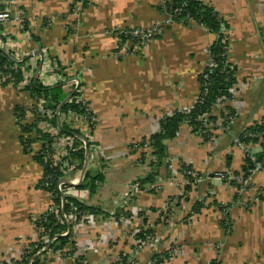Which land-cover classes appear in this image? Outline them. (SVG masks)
I'll return each mask as SVG.
<instances>
[{
	"label": "crops",
	"instance_id": "obj_1",
	"mask_svg": "<svg viewBox=\"0 0 264 264\" xmlns=\"http://www.w3.org/2000/svg\"><path fill=\"white\" fill-rule=\"evenodd\" d=\"M202 1L229 25L226 59L237 83L245 86L226 103L237 118L228 131L218 128L208 140L182 123L175 137L164 141L165 156L158 163L153 149L138 144L159 132L162 118L192 106L215 35L191 21L165 28L142 46L120 43L116 31L165 18L163 0H89L78 21L69 13L71 0H0V12L10 15L0 32V52L25 70L18 83L0 84V264H19L26 238L36 234V219L51 204L50 192L40 186L45 174L36 156L42 154L45 136L51 140L50 132L57 128L75 146L69 152L73 167L64 178L72 184L64 194L96 211H86L91 221L77 217L67 222L69 243L33 258L36 264L113 261L131 228L118 220L128 215L140 216L141 228L145 221L154 223L157 232L186 244L184 257L166 264H264V170L255 175L261 194L251 206L236 199L234 186L216 175L243 171L247 154L233 146L234 138L264 117V5L259 9L256 0ZM52 74L60 76L57 83L65 98L74 93L69 80L78 82L79 94L96 118L87 136L80 131V114L61 112L62 103L55 109L56 122L36 126L35 98L42 95L29 84H43ZM62 123L79 135L61 132ZM23 126L32 131L22 132ZM257 146L256 155L262 150ZM81 148L79 167L73 153ZM86 172L101 176L94 180L93 192L80 187ZM233 200L226 211L217 207ZM112 212L115 220H110Z\"/></svg>",
	"mask_w": 264,
	"mask_h": 264
},
{
	"label": "trees",
	"instance_id": "obj_2",
	"mask_svg": "<svg viewBox=\"0 0 264 264\" xmlns=\"http://www.w3.org/2000/svg\"><path fill=\"white\" fill-rule=\"evenodd\" d=\"M89 4V0H84V6ZM161 9L165 14H171L172 19L176 23H182L184 25H190V21H195L198 24L202 25L207 31L211 32L215 35V40L211 44L209 51L210 55L214 58L218 67L209 74L206 78L204 74H200L198 76L199 84L201 85V97H199L201 102L196 103L188 112H174L173 114L162 118L159 122V132L152 134L149 138V142L151 143V147L154 151V154L157 157L158 163L162 162L165 156V146L164 141L172 139L175 137L176 132L179 129V126L182 123L187 124L191 131L194 133L201 134L205 140H208L213 131L217 129L216 120L217 118L214 115H208L206 121L203 122L202 115L205 113H211L213 110V105L218 96H225L227 94V89L231 87V85L236 81L235 80V69L234 67L227 62L226 59V50L227 43L223 42V29L229 28L227 21L219 15L216 9L208 4L203 2L202 0H163ZM3 30V26L0 24V32ZM120 43H124L129 37L124 36L123 34L119 35ZM16 64L15 60L9 54H5L2 51L0 52V71L11 74L13 76V83L16 84L20 80H22V75L20 70L14 72L11 69ZM59 65V64H58ZM60 66V65H59ZM62 71L64 68L59 67ZM207 73V72H204ZM31 91L37 95H42L47 101H49V107L52 110H55L64 100L66 94L62 91V83H57L52 86H46L41 84L38 80L30 82ZM204 88L207 92L204 93ZM79 95V91L75 90L71 99L66 101L62 108L61 112L67 113L68 111H75L78 114L83 112V107L81 102L75 100L76 96ZM227 109L233 113L232 107L227 105ZM50 120L56 122V116L54 115ZM49 120V121H50ZM207 124L208 126H206ZM225 124V122L223 123ZM210 125V126H209ZM263 126L261 124H253L246 128L238 137L243 143H258L261 146L262 151L257 153L256 158L258 161H262L264 165V144L262 141H258L256 138H250L244 136V132L247 133H257L263 130ZM32 128L30 126H23L22 132H31ZM61 132L64 134L74 136L75 134L78 136L77 129L71 128L69 125L62 123L61 124ZM75 135V136H76ZM76 138V144H79V139ZM26 142H30L28 139H24ZM46 142L43 145L50 144V138L45 136ZM145 140V139H144ZM25 142V143H26ZM73 156L76 161L79 162V167H82L84 161V150L78 149L73 153ZM41 164H43L44 174L45 176L50 175L51 185L49 190L51 191L52 202L59 209V215L61 219V211L64 213H68L69 211H78V212H95L96 210L90 206H87L80 201L66 196L61 191L57 189V183L63 179V176L49 168L48 163H44L43 155L38 154L36 156ZM244 166V175H247L248 168L251 167L249 158L245 159ZM188 168V167H186ZM101 180V176L94 173L86 172L84 177V183L80 185V187H87L90 192L94 191V180ZM151 180V177L147 178ZM67 184H63V189L67 188ZM35 226H41L44 228L47 235L52 238L57 235L55 242L51 245L52 249H62L67 243H69L70 239V230L71 223H67L64 220L62 222L57 220L56 215L53 213L46 214L45 217H42L40 220L35 221ZM63 231H67L66 235H61ZM46 245V244H45ZM30 246H34V243L30 244ZM42 245L38 244L37 248L29 252L24 256L25 263L27 260L33 258L37 252L41 249ZM160 261V260H159ZM37 259H33L32 264H36ZM115 264H127V258H122L119 262ZM130 264V263H128Z\"/></svg>",
	"mask_w": 264,
	"mask_h": 264
},
{
	"label": "built area",
	"instance_id": "obj_3",
	"mask_svg": "<svg viewBox=\"0 0 264 264\" xmlns=\"http://www.w3.org/2000/svg\"><path fill=\"white\" fill-rule=\"evenodd\" d=\"M264 5V4H262ZM220 15V13H219ZM221 16V15H220ZM9 13L7 12H0V23L4 24L9 22ZM172 15L169 14H165V18L163 20V22L161 24H156L155 22H153L150 26H146L145 28L142 29H137V28H133V29H127V28H123L120 29L118 31H116L115 35L118 37L119 35L123 34L124 36L129 37L126 41H132L134 44H137V46H142L143 44L151 41L152 39L156 38L157 36L161 35L162 29L164 27V25H169L172 22L174 23L173 19H172ZM189 22H191L189 20ZM172 23V24H173ZM165 26V27H166ZM229 28L227 29H223V42L227 43V37H228V33H229ZM208 61L206 62L205 68L202 71V74H204V77L206 78L209 74H211L215 68L218 67L217 63L215 62L214 58L210 55V51L208 50ZM11 69H13L14 72H17L18 70H20V72L25 73V70L23 67H20L19 65H14ZM207 72V73H204ZM22 73V74H23ZM25 74H23L24 76ZM235 76V74H234ZM57 77L60 78V76H58L57 74H52V77L49 80H45L42 83L46 86H51V85H55L57 83ZM236 77V76H235ZM29 81V78H28ZM72 83V86L75 90L80 89V87L78 86V82L76 81V79L71 78L69 80ZM6 82H13V76L11 74H6L2 71H0V84H4ZM201 85L199 84V91L198 94L196 95L192 106H190L188 109L184 110L183 112H188L196 103L201 102L199 97H201V90H200ZM245 86H243V84L237 83V80L231 85V87H229L227 89V94L225 96H218L216 98V101L213 105V110L211 113H205L202 115L201 118H203V122L206 121V118L208 117V115H214L217 120H216V125H221L222 123V130L227 131L229 129V122L235 117L237 116L236 111L231 113L228 109H227V105L226 103L229 101H233L237 98V92L242 90ZM207 92L206 89L204 88V93ZM77 101L81 102L82 107H83V112L80 114V119L78 120L79 122H81V133L84 134L85 136L88 135L87 130L92 128L95 124L96 118L94 117V115L90 112L88 106L86 105V103L83 101L81 94H79L78 96L75 97ZM49 101H47L43 96L41 97H37L35 98V105H34V112L36 113V118L38 119L36 126L38 127H43L45 125H47L48 121L56 114V110H52L49 107ZM74 122V119L72 120ZM225 122V124H223ZM206 126H208L207 124H205ZM262 125V124H261ZM264 125V124H263ZM262 125V126H263ZM210 126V125H209ZM57 128V127H56ZM264 128V126H263ZM50 130V129H49ZM57 130H59L57 128ZM57 130H53L52 132H50V137H51V141L50 144H46L44 146V149H42V155L43 158L45 160L46 163H48L49 168H52L53 170L59 172L62 176L63 179L67 178V174L68 172L72 169L73 167V163H69V150L73 151L75 148H72L73 145V141L69 136H65L63 134H60ZM210 131L212 132V130L210 129ZM244 136L246 137H250V138H256L258 140V137L261 136V134H264V129L257 132V133H247L244 132L243 133ZM234 143L241 148H246V144L247 143H243L240 140V137H235L234 138ZM137 147V146H135ZM139 149L142 150H150L151 148V143L149 142L148 139L142 140L139 144L138 147ZM247 149V148H246ZM262 151V150H261ZM251 167L248 168L247 171V175H242V179L244 181L247 182V180H251V177L253 175V173L257 172V171H262L264 170V165L262 161H258L256 158V154H251L248 149L247 151L245 150ZM67 159V160H66ZM264 161V160H263ZM190 174L192 176H195V172H193L192 170L190 171ZM218 177H222V174L217 173L216 174ZM62 179V180H63ZM199 179V178H198ZM62 180H60L57 183V189L59 191H61L63 194L65 193L66 189H63V183ZM51 179H50V175H46L44 176V178L42 179L41 182V187L46 189L48 192H50V197L52 199L51 196V191L49 190V187L51 185ZM221 207V206H220ZM49 213H53L54 215H56L57 220L62 222L63 220L65 222H69V221H73L75 220V218H79V219H90V217L88 216V214H86V212H78V211H69L68 213H64V212H60L61 213V219H60V215H59V209L56 208V206L53 204L52 200H51V204L48 206L47 210L39 217L37 218L38 220H40L42 217H45L46 214ZM36 219V220H37ZM124 220L125 223L127 224V220L125 218H123V216L120 218V221ZM35 233H36V238L34 239L35 242H31V243H35L37 244L36 246H38V244H41L42 247L40 250L43 249V246L46 244H48L49 242H53V240H55V236L52 237L51 239H49V236L47 235V233L45 232L44 228L41 226H35ZM65 234V233H62ZM39 250V251H40ZM132 263V261H130ZM130 263V264H131ZM27 264H31V260H27ZM134 264V263H132Z\"/></svg>",
	"mask_w": 264,
	"mask_h": 264
},
{
	"label": "rangeland",
	"instance_id": "obj_4",
	"mask_svg": "<svg viewBox=\"0 0 264 264\" xmlns=\"http://www.w3.org/2000/svg\"><path fill=\"white\" fill-rule=\"evenodd\" d=\"M256 2L255 3L259 7V9H261L262 4H264V0H256ZM88 5L89 4L84 6V0H71V8L69 10V13L71 16H74L73 18H75L76 21L81 20L84 14V9L88 7ZM163 20L164 18L160 21L153 20L146 26H150L153 22H155L156 24L157 23L161 24ZM7 23L1 24V25L4 26ZM172 23L167 26L164 25L162 32L165 30V28L172 26L176 22H174L173 24ZM146 26H136L133 28L142 29V28H145ZM133 28H129V29H133ZM228 36H229V33H228ZM227 47H228V37H227ZM235 80H236V77H235ZM236 118L237 116H235L229 122L230 126L235 123ZM254 124L263 125L264 117L257 120ZM221 126H222V123L219 126L217 125V127L222 130ZM218 128L213 130L212 133L215 134ZM258 141H262V143L264 144V134H261V136L258 137ZM257 145L258 143L256 144L247 143L246 148L251 154H256L257 152L256 147H258ZM233 146L235 148L242 149L243 151L245 150L247 151L246 148L238 147L235 143ZM73 147L75 146L72 145V148ZM69 152H72V151L69 150ZM259 172H261V170L253 173L251 180L249 179L247 180V182L242 179L243 171H240L237 176L233 172H230V171H225L224 173L220 172V174H222L221 178L225 179L227 183L233 185L234 188L236 189V199H240L241 203L244 202L247 205L251 206L254 203H257L259 201L258 196H260L261 194V190L260 189L258 190L255 187L256 185L255 175ZM197 181L198 179L195 177L193 184L197 183ZM210 192H211L210 194L211 195L213 194V197H214L213 191L210 190ZM210 199L211 198L209 199L207 198V200H210ZM228 204L234 205L235 202L234 200L230 203L219 202V205L217 207L219 208V206H221L222 208H224L223 210L226 211L229 207ZM110 217H111L110 220L111 219L115 220L114 217L116 216L114 212L110 213ZM138 217L140 218V216ZM138 217L137 216L130 217V215H128L127 217H124V218H128L126 227H129L131 225V228L128 229L127 234L125 233V235L123 236L124 243L123 245L121 244L120 249L117 252V254L116 255L114 254V256H112L115 259L113 258L114 260L112 261V258H111L110 261L106 262L107 264H115L116 262H119L123 257L127 258V264L131 263L130 261H132V263L134 264H159L160 262H161L160 264H166V263L174 262L177 259H182L184 257V253H185L184 250H185L186 244L181 243V241L178 242L177 239L169 238V236L165 237L160 232H157L154 223L152 224L151 222L145 221L143 223L144 227L142 226L141 228L140 225L142 224V222ZM118 223L124 224L125 221L124 220L120 221L119 219ZM227 223L230 224L231 220H228ZM35 238H36V234H34L30 238H26L28 239L26 242L28 245H26L27 247H25L24 250H22L17 255L19 256V258H17L18 259L17 263L25 264L24 256L27 255L32 250H34L35 248H37L36 246L37 244L35 243H34V246H30V244H32L31 242H35L34 241ZM216 249L219 251L220 250L219 246H217ZM141 255H144L146 259H141L140 258Z\"/></svg>",
	"mask_w": 264,
	"mask_h": 264
},
{
	"label": "water",
	"instance_id": "obj_5",
	"mask_svg": "<svg viewBox=\"0 0 264 264\" xmlns=\"http://www.w3.org/2000/svg\"><path fill=\"white\" fill-rule=\"evenodd\" d=\"M73 95V92L71 93V94H69L68 96H67V98H65L64 100H63V102H62V104L60 105V107H59V109L61 108V106L65 103V101L69 98V97H71ZM86 164H87V160H85V163H84V168H83V172H84V169H85V167H86ZM82 172V173H83ZM62 183L63 184H67V185H71L72 183L71 182H69L68 180H66V179H64V180H62ZM63 212V211H62ZM58 236H56V238H57ZM55 238V239H56ZM51 244H52V241L51 242H49L40 252H38L33 258H35V257H37L38 255H41V254H43V253H45L46 251H48L49 250V248H50V246H51ZM32 258V259H33ZM31 259V260H32Z\"/></svg>",
	"mask_w": 264,
	"mask_h": 264
}]
</instances>
